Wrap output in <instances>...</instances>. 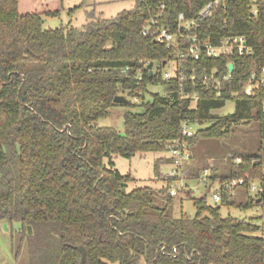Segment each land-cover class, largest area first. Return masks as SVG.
I'll return each mask as SVG.
<instances>
[{
    "label": "trees",
    "instance_id": "16d2710c",
    "mask_svg": "<svg viewBox=\"0 0 264 264\" xmlns=\"http://www.w3.org/2000/svg\"><path fill=\"white\" fill-rule=\"evenodd\" d=\"M212 1L134 0L132 9L112 18L90 11L81 27L43 29L42 17L57 16L62 0H0V224L24 231L28 264H81L82 256L84 264H264V217L220 214L222 205L264 213V84L245 94L251 74L259 76L264 65V0H218L210 16L186 32L212 44L241 36L251 55L182 59L181 81L163 79L161 64L150 77L145 70L146 63L168 61L174 50L143 36V27L174 32L178 14L191 19ZM178 41L181 50L188 44L180 35ZM228 63L231 78L218 94L203 73L225 76ZM149 85H161L163 94ZM116 95L128 104L113 103ZM227 101L234 102L232 113H212ZM116 106H142L124 113L123 134L95 125ZM183 120L210 123L184 138L189 152L250 122L260 139L256 154H240L221 177L220 205L186 193L193 217L174 216L166 188L126 191L133 178L111 159L167 151L182 138ZM171 162L159 157L154 172ZM241 178V185L222 186ZM256 180L260 191L251 196ZM236 189L245 192L244 201L232 199Z\"/></svg>",
    "mask_w": 264,
    "mask_h": 264
},
{
    "label": "rangeland",
    "instance_id": "374dc122",
    "mask_svg": "<svg viewBox=\"0 0 264 264\" xmlns=\"http://www.w3.org/2000/svg\"><path fill=\"white\" fill-rule=\"evenodd\" d=\"M80 6L69 17L68 9ZM134 7V0H62V9L55 17H42L43 29H55L63 27L70 23L74 27H81L87 20L86 12H92L95 17L104 19L115 17L124 10H130ZM174 64L167 63L161 73L173 71ZM157 71V64L153 65V72ZM148 90L163 94L161 85H149ZM149 96L146 100H149ZM133 103V99H129ZM234 102L227 101L225 106L212 111L213 114L224 116L233 112ZM142 110V106L128 108L125 106H116L108 110L106 117L97 120V127H109L120 134L124 133L123 115L126 111L138 112ZM210 123L206 122L202 125H194L193 128L199 129L208 127ZM259 135L257 124L250 122L246 125H236L231 127V134L221 140H203L190 151V159L180 166V175L177 177H168L165 175L172 168L170 164L161 165L159 172H154V165L159 157L168 156V152H145L136 153L133 157L126 159L119 155L111 156L114 162V168L122 175H130L133 180L127 184L126 191H130L137 187H147L154 191L167 186L174 187L178 191L173 197V214L179 217L180 214H186L193 217L196 209L190 199L186 198V194L180 191L181 182L176 181L182 178L186 186H189L191 194L195 198L206 195L207 205L214 206L211 195L214 189H217L221 177L228 172L230 163L236 162V158L242 155L256 154L259 147ZM206 170L207 177L205 184L199 181L201 173ZM173 181V182H172ZM209 184V185H208ZM257 180L252 185H257ZM166 186V187H165ZM188 193V192H186ZM249 195H254L249 193ZM246 198L243 190L232 191V199L244 201ZM220 214L223 217L231 216L240 220H247L251 217L262 216L264 213L257 209H239L234 206L222 205ZM264 220V219H263ZM5 222V221H3ZM6 223V222H5ZM4 230L2 223L0 224V264H28V256L25 242L24 231L18 225L12 228L8 227ZM31 231V229H30Z\"/></svg>",
    "mask_w": 264,
    "mask_h": 264
},
{
    "label": "built area",
    "instance_id": "2783aa9c",
    "mask_svg": "<svg viewBox=\"0 0 264 264\" xmlns=\"http://www.w3.org/2000/svg\"><path fill=\"white\" fill-rule=\"evenodd\" d=\"M217 4H218V0H213L212 2L205 4L193 18L188 19V20L184 19V16L182 13L178 14L176 30L174 32H171L168 28H153L152 29L150 25H146L143 27V31H142L143 36L151 35L154 37L155 42L163 44L166 49L174 50L173 54L171 55L168 61H163L164 64H162L163 62L160 61L157 64V66H159L160 64L163 65V68L169 62L174 64L173 71L168 70L166 72L161 73L163 79L171 80L172 78L177 77L178 81L184 80L185 78H183L181 74L176 75L177 74L176 72L180 70V67H181L180 60L185 59V58L198 60L203 54L210 58H216L219 56H228L234 53L238 55H244V56H248L252 54L251 48L246 46L245 40L241 36L224 37L220 39L216 44H212L209 41L199 40L195 35L188 36V34L186 33L187 30L195 27L197 23H199L203 19L210 16L212 8L215 7ZM251 14H255L254 8L251 9ZM178 35L188 39V44H186L183 50L179 49L180 42L178 41ZM147 64L148 63L145 64V70L148 73V70L146 69ZM153 65H152V74H153ZM232 69H233V65H232ZM127 71H128V68H125L122 72L124 74H127ZM230 73L231 72L228 71V74L222 77H213L211 75L209 76L206 73H203V80L206 82L213 80L215 83L213 88L217 90L219 94L218 89L220 88V85L222 84V82L230 80L231 78ZM141 78H142L141 74L139 73L137 76V80H141ZM190 79L193 80L194 76L192 75ZM260 83L264 84V65L260 69L259 76H256L255 73L251 74V77L248 80V83L245 88V94L250 95L252 93L253 88L256 87L257 84H260ZM195 99L196 98L193 99L191 107L194 106ZM133 102L137 103L138 98L137 97L133 98ZM194 125H196V123H193L189 120H183L180 123V134L182 138L176 139L168 145L167 152L169 154L166 157L172 160L170 165L174 167L168 173L165 174L168 177H176V176L178 177L180 175V166L184 162L190 159L188 144L186 143L184 138H189L193 136V134L196 131L193 128ZM238 162H240V159L236 158L235 163H238ZM206 177H207V171L204 170L199 177V181L205 184ZM176 181L181 182L179 188H180V191H183V194H186V192L191 194V190L189 186L185 185L181 177L178 178V180ZM241 184H243L242 178L223 183L222 186L225 188H232V187H236L237 185H241ZM177 191L178 190L174 187H170V186L166 187V194H168L170 197L176 196ZM259 191H260V188L258 186H255L252 184L249 186V193L254 194ZM211 200L215 204L220 203L221 196L219 193V186L217 189H214L211 195Z\"/></svg>",
    "mask_w": 264,
    "mask_h": 264
},
{
    "label": "water",
    "instance_id": "95a60500",
    "mask_svg": "<svg viewBox=\"0 0 264 264\" xmlns=\"http://www.w3.org/2000/svg\"><path fill=\"white\" fill-rule=\"evenodd\" d=\"M162 64H164V62ZM152 65H153V63L152 62H149L147 64V66H146V69L148 70V76L149 77L152 75ZM227 69H228L229 72L232 71V64L231 63H229L227 65ZM113 103L126 105V104H128V100L124 96H122V95H116L113 98ZM4 210L6 211V209H4ZM2 227L4 228V230H7V227H6V223L5 222L2 223ZM28 232H30V228L29 227H28ZM80 251L83 254V250L80 249ZM81 264H84L83 256L81 257Z\"/></svg>",
    "mask_w": 264,
    "mask_h": 264
}]
</instances>
